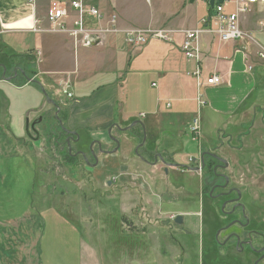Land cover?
Listing matches in <instances>:
<instances>
[{
  "label": "crops",
  "instance_id": "0c3cea01",
  "mask_svg": "<svg viewBox=\"0 0 264 264\" xmlns=\"http://www.w3.org/2000/svg\"><path fill=\"white\" fill-rule=\"evenodd\" d=\"M50 1L0 0V52H13L8 55L11 58L29 54L36 59L32 77L35 82L23 83L19 75L9 81L0 78V82L22 89L32 83L40 91L36 93L37 98L42 93L39 105L23 112L29 123L37 119L36 129L43 124L39 116L48 103L42 89L51 99L56 98L54 101L60 110L66 112L63 125L79 136L77 141H71L79 145V150L92 143L97 148L100 144L101 148L111 150L108 134L111 129L119 146L110 153L99 152L101 156L97 157L93 169L105 174L112 185L122 189L128 185L142 187L153 194L159 208L163 201L174 200L167 196L163 199L162 193L177 186L178 190L193 188L188 195L199 197L201 171L172 164L196 166L190 159H199L204 151L229 161L232 156H226L234 149L225 155L217 151L227 150L224 141L231 139V134L226 135L228 130L242 142L254 129L264 128V57L259 55L264 50L263 5L257 4L251 12L238 17L247 38L220 42L214 32L208 31L214 14L208 0H84L101 12L98 20L85 17L88 28L106 26L112 14L117 18V32L104 35L94 46H84L75 44L67 33L35 30L49 28L46 13ZM224 9L230 13L234 6L226 4ZM67 12L65 22L69 27L76 12L69 6ZM146 27L170 29L173 42L149 40L141 47H134L125 41L123 30ZM193 28L204 29L199 38L198 63L185 59L180 50L183 31ZM67 47L72 50L69 57L67 52L60 53ZM196 65L201 68L203 85L200 86L193 75ZM14 74L23 72L18 70ZM212 75L220 76L221 82L205 84L206 78ZM64 83L72 93L71 98L60 91ZM198 92L204 99L200 105L196 100ZM194 118L200 124L201 135L197 140H193L189 131ZM5 121L2 125L10 130ZM133 122H137L131 126L134 131L121 129ZM10 134L17 143L27 136L14 135L11 130ZM141 134L142 139L145 135L144 141ZM214 134L220 144L215 148L203 147V141ZM195 142L196 153L192 151ZM137 144L138 154H135ZM230 164L229 161L228 167ZM171 172L183 175L186 182L172 186L168 179ZM197 212L180 211L183 225L192 228L198 224ZM16 220L0 219V238L7 242L15 240L13 245L17 247L9 243L5 248L0 247V264H39L34 244L28 247L24 241L29 239L31 229H19L15 226ZM71 231L74 230L71 228ZM78 264H85L82 251Z\"/></svg>",
  "mask_w": 264,
  "mask_h": 264
},
{
  "label": "rangeland",
  "instance_id": "374dc122",
  "mask_svg": "<svg viewBox=\"0 0 264 264\" xmlns=\"http://www.w3.org/2000/svg\"><path fill=\"white\" fill-rule=\"evenodd\" d=\"M70 50L67 47L60 53L67 52L69 57ZM12 53L0 52V64L8 70L26 64L23 58L8 56ZM37 92L40 94L32 83L22 89L0 82V219H17L19 229H31L29 241H24L28 247L34 244L39 264H78L81 251L85 264H252V259L246 262L243 255L239 261L224 260L222 247L211 246L213 232L208 235L205 224L207 230L212 227L214 231L218 221L223 224L226 218L219 212V203L210 201L206 194L190 197L188 192L193 188L178 190L177 186L162 193L163 199L174 200L163 201L159 208L153 194L142 187L128 185L122 189L106 184L110 179L93 169L87 147L79 150V145L71 142L77 141L76 133L63 125V110L56 101L58 111L45 98L47 109L39 116L42 126H34V132L29 130V136L17 143L10 130L14 135L27 134L28 118L23 112L39 105L42 93L37 98ZM5 120L10 130L2 125ZM33 121L36 125L37 119ZM127 131H134V127ZM233 133L228 130L226 135L231 134V139L222 140L227 150L217 151L225 155L234 149L226 156H232L227 172L229 186L242 189L251 226L264 232V128L254 129L242 142ZM219 144L215 134L203 141V147L208 148ZM115 146L112 141L111 150ZM79 151L85 153L87 161ZM99 152H94L98 158ZM168 179L172 186L186 182L183 175L172 172ZM180 211H198V224L192 228L176 225L170 216ZM14 241L0 238V247L9 243L16 249ZM217 247L218 251L213 250Z\"/></svg>",
  "mask_w": 264,
  "mask_h": 264
},
{
  "label": "built area",
  "instance_id": "2783aa9c",
  "mask_svg": "<svg viewBox=\"0 0 264 264\" xmlns=\"http://www.w3.org/2000/svg\"><path fill=\"white\" fill-rule=\"evenodd\" d=\"M226 4H233L234 11L226 12L224 6ZM257 4L264 6V0H222L218 5H214V14L211 20V27L208 31L214 32L220 42H227L231 40H241L248 37L247 32L243 31L238 22L240 14L251 12L253 7ZM67 6L72 8L76 15L71 20V25H66L65 19L68 15ZM86 16H91L97 20L101 17L99 9L93 5H88L84 0H52L49 3V7L46 13V21L49 24V28L43 30L41 27L35 28L37 31H49L58 33H67L75 40V44L80 43L84 46H94L100 42V39L109 33L117 32L116 27V15L112 14L108 20L106 26H96L94 28H88L84 22ZM203 28H193L183 31L184 40L180 46V50L187 60H193L199 62L200 60V44L199 38ZM123 36L125 41L134 47H141L145 45L149 40H158L164 43H172V31L167 28H136L123 30ZM96 42V44H93ZM39 54V53H38ZM259 55L264 57V50L259 51ZM247 59V58H246ZM193 75L196 78L198 86L203 85L200 81L201 68L196 65ZM221 82L220 76L212 75L206 78L205 84L215 85ZM63 96L71 98L72 93L68 91L67 83H64L60 89ZM197 104H203L204 99L201 92H198ZM189 131L193 140L199 139L200 124L199 119L194 118L189 125ZM191 161V159H190ZM174 219V215L170 216Z\"/></svg>",
  "mask_w": 264,
  "mask_h": 264
},
{
  "label": "flooded vegetation",
  "instance_id": "af4514ba",
  "mask_svg": "<svg viewBox=\"0 0 264 264\" xmlns=\"http://www.w3.org/2000/svg\"><path fill=\"white\" fill-rule=\"evenodd\" d=\"M2 65L5 68L4 70ZM14 73H18V66H13L11 70H8L6 65L0 64V77L18 75ZM33 124L35 126V123ZM32 131L34 132V129ZM87 151L93 161L91 164H95L89 148H87ZM93 151L98 153L99 150L96 147ZM209 161H212L211 168L206 166V162ZM203 162L204 166L200 170L202 181L201 195L206 194L210 201L219 203V212L227 219L223 220V224H219L218 221L214 231L212 227L210 230H207V224H205L204 230L208 231V235L213 232L211 246L222 247L224 254L221 257L224 260L229 258L233 261L235 259L239 261L243 255L246 262L252 259V264H263L264 232L251 226V220L246 212L248 211L246 209V202H243L242 199V189L239 186H229V182H231L230 176L227 173L229 161L224 158L219 160L205 155ZM196 163V166L201 165L200 161ZM205 189L206 191H204ZM215 215L218 216L217 213ZM202 224L204 225L203 222ZM218 247L213 250L216 251L217 249L218 251Z\"/></svg>",
  "mask_w": 264,
  "mask_h": 264
},
{
  "label": "water",
  "instance_id": "95a60500",
  "mask_svg": "<svg viewBox=\"0 0 264 264\" xmlns=\"http://www.w3.org/2000/svg\"><path fill=\"white\" fill-rule=\"evenodd\" d=\"M191 1H193V0H191ZM222 2V0H208V4H209V6H210V8H213L214 7V5H218V4H220ZM93 44H96V42H93ZM2 67H3V70L5 69L4 68V66L2 65ZM4 74V73H3ZM3 79L4 80H6V81H9L10 79H12V77H5V76H3ZM28 81L29 82H31V81H34L35 82V80L33 79V78H28ZM42 91L44 92V94H45V96L47 97V99H48V101H50L54 106H56L57 107V111H58V106L56 105V103H55V101H53L52 99H50L48 96H47V94L45 93V91L42 89ZM137 122H133L132 124H130L129 126H127V127H124V128H122L123 130H126V129H128L129 127H131V126H133L134 124H136ZM140 124V123H139ZM34 129V124L33 123H30L29 124V121H27V124H26V130H27V135L29 136V130H33ZM62 129H64V127L62 128ZM65 130V129H64ZM66 132H68L67 130H65ZM110 131H111V129H109L108 130V134H109V137L111 138V140L112 141H114L115 143H116V146H115V148H113V150H110V151H108L109 153L110 152H113V151H115L117 148H118V146H119V142H118V140L114 137V136H112V135H110ZM79 139V136L76 134V140H78ZM144 139H145V135H143V141H144ZM67 141H68V145H69V139L67 138ZM91 145H93V143L91 144ZM91 145H90V153L92 154V156H93V158L95 159V164H96V162H97V156H96V154L93 152V150L91 149ZM98 148H99V150H100V152H105L104 150H102V148H101V145L100 144H98ZM68 150H69V152H70V148H68ZM78 153H80L84 158H85V160L87 161V158H86V156H85V153L83 152V151H79ZM205 155H209V156H212L213 158H217V159H219V160H221L222 158H219L216 154H214V153H212V152H210V151H204V152H202L201 154H200V156H199V161L201 162V165L200 166H187V165H183V164H172L174 167H177V168H188L189 170H192V171H200L202 168H203V166H204V162H203V158H204V156ZM196 162H198V159L197 158H192L191 159V163H196ZM94 164V165H95ZM165 171H166V169H165ZM111 180H109L108 181V184H111ZM173 221H174V223L176 224V225H181L182 223H183V215L182 214H178V215H176L175 217H174V219H173Z\"/></svg>",
  "mask_w": 264,
  "mask_h": 264
},
{
  "label": "trees",
  "instance_id": "16d2710c",
  "mask_svg": "<svg viewBox=\"0 0 264 264\" xmlns=\"http://www.w3.org/2000/svg\"><path fill=\"white\" fill-rule=\"evenodd\" d=\"M12 57H13V59L14 58H23L26 61V64L24 66H18L19 73L23 72V74H18V75L22 78L23 83H25L28 80V78H32L35 74L34 64H35L36 59L34 57L32 58V56H30L29 54H23V55H17L16 54V56H12ZM0 78L2 79L3 77H0ZM62 114H63V117H60V118L64 119L66 117V112L63 111ZM58 117H59V115H58ZM140 136H141L140 138L142 140V134ZM68 156H71V155L68 154ZM70 158H72V157H70ZM71 161H73V160H71ZM206 166L208 168H211L212 161L206 162Z\"/></svg>",
  "mask_w": 264,
  "mask_h": 264
}]
</instances>
